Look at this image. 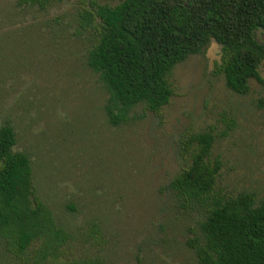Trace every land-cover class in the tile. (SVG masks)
Wrapping results in <instances>:
<instances>
[{"label": "rangeland", "instance_id": "1", "mask_svg": "<svg viewBox=\"0 0 264 264\" xmlns=\"http://www.w3.org/2000/svg\"><path fill=\"white\" fill-rule=\"evenodd\" d=\"M89 1L40 8L0 0V126L13 127L12 149L28 155L36 196L75 235L72 253H99L106 264H197L187 240H203L205 209L184 207L169 186L184 163L181 138L212 127L211 156L222 161L216 188L264 201V109L256 106L264 84L250 79L246 94L229 90L212 40L173 66L174 95L160 117L139 104L111 125L108 93L86 63L96 34L76 21ZM259 72L264 79V65ZM93 224L100 245L85 239Z\"/></svg>", "mask_w": 264, "mask_h": 264}, {"label": "trees", "instance_id": "2", "mask_svg": "<svg viewBox=\"0 0 264 264\" xmlns=\"http://www.w3.org/2000/svg\"><path fill=\"white\" fill-rule=\"evenodd\" d=\"M57 0H17L45 8ZM77 25L95 32L87 65L98 74L108 96L104 110L111 125L128 120L141 104L161 116L174 95L173 66L201 52L212 40L220 45L216 73L238 94L249 80L264 84V0H121L115 5L90 0L81 5ZM264 109V94L256 101ZM233 121L227 129L232 128ZM227 134V130L222 132ZM9 123L0 126V264H106L101 254H74L75 235L56 222L50 207L35 194L28 155L12 149ZM213 128L188 131L181 138L182 169L169 183L182 205L205 209L203 240L187 244L197 264H264V201L252 192L225 195L216 188L221 158L211 156ZM68 208L73 209L72 206ZM102 243L93 224L84 234Z\"/></svg>", "mask_w": 264, "mask_h": 264}]
</instances>
